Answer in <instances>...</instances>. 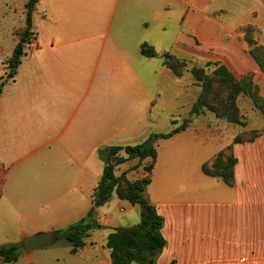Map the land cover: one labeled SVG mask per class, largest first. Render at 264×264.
Here are the masks:
<instances>
[{
	"label": "crops",
	"instance_id": "0c3cea01",
	"mask_svg": "<svg viewBox=\"0 0 264 264\" xmlns=\"http://www.w3.org/2000/svg\"><path fill=\"white\" fill-rule=\"evenodd\" d=\"M248 26L264 46L263 0H39L36 37L0 96V247L83 219L105 166L99 150L170 131H153L160 100L182 87L164 53L220 61L239 80L252 76L264 97ZM144 43L158 55L144 56ZM5 59L0 45V82ZM185 95L188 118L198 93ZM248 126L243 131L261 135L233 146L232 185L203 166L233 143L242 131L237 126L200 116L156 141L145 193L164 219L167 245L156 264H264V122ZM123 202L97 210L102 227L105 214ZM124 221L111 215L110 224ZM112 228L104 229L103 246L93 231L85 247L69 252L88 255L89 264H112L106 238L119 227ZM35 252L23 248L16 262L0 264H40Z\"/></svg>",
	"mask_w": 264,
	"mask_h": 264
},
{
	"label": "trees",
	"instance_id": "16d2710c",
	"mask_svg": "<svg viewBox=\"0 0 264 264\" xmlns=\"http://www.w3.org/2000/svg\"><path fill=\"white\" fill-rule=\"evenodd\" d=\"M39 0H28L26 3L25 25L21 32L20 41L15 46L12 56L7 60V72L0 82V96L4 92L5 85L14 81L17 69L22 63L25 49L36 37L33 32V13ZM246 42L250 53L264 74V46H261L249 33L255 31L251 26L246 27ZM141 53L149 58L158 54L150 45L144 43ZM164 65L176 77L183 78L184 68L187 66L185 59H180L172 53L162 55ZM212 63H208L210 66ZM215 70L212 76L202 67H193L191 74L197 84L203 86L202 93L192 105L190 115L181 124L172 121V128L168 133L151 134L147 141L138 145L111 146L98 151L99 158L104 162V170L101 179L91 197V209L88 214L77 223L67 229L53 232L54 244L66 241L72 246V252L76 253L85 247L87 239L93 231L102 228L99 223L97 210L108 204L116 195L119 200L127 201L140 208V223L133 227H119L114 229L106 238V247L110 250L112 264H156L157 260L167 245L162 234L164 219L157 212L146 197V188L151 183L154 165L157 159L155 143L159 139H167L186 130L193 118L203 116L205 110L212 111L218 119H224L246 128L248 120L240 114L237 100L241 96L251 99L254 108L264 115V97L260 94L259 86L253 82L252 76L237 79L232 72L221 63H214ZM216 82L218 89H213L209 82ZM261 135V131H240L233 143L221 151L212 161L204 164L205 174L221 178L226 184L232 185L235 179V167L237 158L233 152V146L237 143L253 142ZM138 159L140 163L147 164L149 176L146 178L129 181L124 175L117 176L115 168L129 161ZM23 244H13L0 247V260L4 263L16 262Z\"/></svg>",
	"mask_w": 264,
	"mask_h": 264
},
{
	"label": "rangeland",
	"instance_id": "374dc122",
	"mask_svg": "<svg viewBox=\"0 0 264 264\" xmlns=\"http://www.w3.org/2000/svg\"><path fill=\"white\" fill-rule=\"evenodd\" d=\"M27 1L28 0H0V45L3 50V53H5L6 55V59L4 60L3 63L4 69L6 70L5 73L7 72L6 62L7 60L10 59L15 46L20 41L21 32L25 25V19H26L25 7ZM245 28L243 30L245 32V38H246L247 31L245 30ZM255 33L256 32L253 31L250 32L249 35L252 38H254ZM30 44H28V46L25 49V55L26 53H28V50H30ZM180 59H185L187 61V66L184 68L183 71V78L178 79L179 81H181L182 87L181 89L177 88V89L168 90L167 94L160 100L159 106L154 111V114L158 115L160 113V117L156 122L158 127L156 126L155 128L153 126V131L155 130V131L168 132L169 130H171L173 126L172 121L175 120L178 121V124H181L186 119L185 118L186 109L183 107L185 101L188 99L187 97L188 95L186 96L185 94L187 93V91H189L191 94L198 93L199 96L203 91V86L201 84H197L196 81H194L193 79V76L191 74V69L193 67H202L205 69V72L208 75L212 76V73L215 70L213 64L214 63L223 64L220 61L211 60V59L210 60L202 59V58H191V59L180 58ZM209 62L212 64L210 66H207ZM211 84L214 90L218 89V85L216 82L213 81L209 82V85ZM237 106L240 109V114L247 118L248 125H249V120L255 128H258L263 124L264 117H262L257 112H255L252 101L249 97L247 96L239 97L237 100ZM211 115L215 116V114L212 111H209L208 109L205 110L203 113V116H211ZM219 120L233 124L234 126H237L239 129H243L242 127H240V125L234 124L227 120L224 119H219ZM156 123H154V125ZM248 125L247 128L249 127ZM115 173L117 176L124 175L126 180L133 182L149 176V169L147 164L140 163L139 161H137V159H135L120 166H117L115 168ZM113 199H118V197L114 195ZM124 202L122 203V207L116 208V210H114L115 212L113 214H109V213L105 214L103 218V223L105 225L103 227H106L107 229H110L112 227H133L140 223V220L139 222H137V224H135L136 222L135 223L132 222L131 218L134 216V213L132 211L133 207L129 203H124ZM136 212L138 214V217L140 218L139 206H137ZM111 215H113L114 217H118V219L119 217L120 219L122 217L126 222L124 221L123 223L110 224ZM102 225L103 224H101V226ZM103 227L101 228L103 229V231H100L101 229L96 230L93 235L94 241H97L99 246H103L105 242L104 235L107 230L104 231V229L106 228ZM71 249L72 246L69 243H67L66 241H61L55 243L54 246L47 248L46 250L44 249L43 251L35 252V254H37L36 255L37 261L39 263L41 261L40 264H89L88 255L85 254L73 255L71 254V252H69V250ZM96 253L97 256L99 257H101L102 254H105V256L107 254L106 251H100L99 255L97 251Z\"/></svg>",
	"mask_w": 264,
	"mask_h": 264
},
{
	"label": "water",
	"instance_id": "95a60500",
	"mask_svg": "<svg viewBox=\"0 0 264 264\" xmlns=\"http://www.w3.org/2000/svg\"><path fill=\"white\" fill-rule=\"evenodd\" d=\"M54 243L53 233H40L35 236L25 237L22 240L23 248L27 253L50 248Z\"/></svg>",
	"mask_w": 264,
	"mask_h": 264
}]
</instances>
